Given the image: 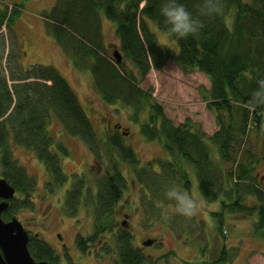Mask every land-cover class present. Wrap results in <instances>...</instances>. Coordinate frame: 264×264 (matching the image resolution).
Listing matches in <instances>:
<instances>
[{"label": "trees", "instance_id": "16d2710c", "mask_svg": "<svg viewBox=\"0 0 264 264\" xmlns=\"http://www.w3.org/2000/svg\"><path fill=\"white\" fill-rule=\"evenodd\" d=\"M164 2L72 0L67 7L57 4L50 16L62 49L68 54L74 50L71 62L75 67L80 68L77 61L89 66L94 86L106 104L123 102L132 106L133 118L139 121L148 113L140 123L141 134L150 142L158 141L166 152L156 168L141 165L138 154L120 134H106L105 138L96 134L77 93L57 68L41 64L25 67L14 47L6 56L8 39L3 26L13 33L10 38L16 39L13 25L21 9L10 8L0 0V159L3 176L19 192L2 215L5 221L17 217L20 210L33 208L31 195L36 185L14 157L13 145L31 150L44 165L46 189L52 191L67 181L61 156H68L69 149L56 142L50 131L52 119L57 118L62 128L79 137L89 151L107 157L108 165L102 178L96 179V189L85 173L75 175L72 186L76 190L67 191L62 207L64 214L74 217L83 203L90 214L92 232L78 234L76 239L83 253L100 240V252L113 259L116 254L115 264H156L152 256L135 246L132 231L118 225L116 206L130 185L126 170L139 187L137 208L143 211L144 226L169 227L170 204L175 202L165 196V190L175 184L189 193L191 174L195 172L203 196L210 202L220 201L221 211L215 214L219 216L221 234L226 215H257L254 234L264 239V180L255 172L258 161L248 147L252 130L264 139V108L250 103L257 80L264 78V0H223L222 14L203 17L200 34L183 39L169 32L160 12ZM178 2L197 14L199 0ZM103 17L116 24L119 50L133 69L125 67V60L111 61L105 56ZM152 23L170 34L178 54L173 56L172 49L160 46ZM84 35L94 40V45L85 43ZM172 58L184 71L196 70L209 77L211 86L201 94L216 116L218 130L213 134L191 119L177 124L150 91L141 88V81L152 69L161 70ZM181 220L186 217L180 215ZM173 221L172 228L179 230L177 219ZM28 247L38 261L57 259L42 239L30 241ZM229 260L228 248L223 245L218 259L205 264H225Z\"/></svg>", "mask_w": 264, "mask_h": 264}, {"label": "rangeland", "instance_id": "374dc122", "mask_svg": "<svg viewBox=\"0 0 264 264\" xmlns=\"http://www.w3.org/2000/svg\"><path fill=\"white\" fill-rule=\"evenodd\" d=\"M71 1L4 0L10 5V8L19 6L21 9L13 25L16 39L10 38L14 36L13 33L5 25L3 26L2 31L8 39L6 56H8L10 48L14 47L25 67L41 64L57 68L77 93L96 134L98 136L99 133L103 132L104 134L106 129L112 133V130L115 131L113 124L120 123L128 135L120 130L117 132L125 144L132 147L138 154L141 165L151 164L157 168L159 158L166 157V152L158 141L150 142L141 134L140 123L148 118V113L141 115L139 121L133 118L135 109L132 106L123 102L116 105L106 104L94 86L92 71L89 66L87 64L81 65L77 61L80 68L75 67L71 62L74 50L72 49L68 54L58 42L54 21L50 16L57 4L67 7ZM101 17L99 16V18ZM80 26L81 24L77 22L79 29ZM115 27L114 22L103 17L101 25L102 42L107 51L105 56L111 61L115 59L114 50L120 49V41ZM151 27L156 33L160 46L164 49H172L173 56L178 54V46L170 34L159 29L153 23ZM85 38V43L94 45V40L88 36ZM12 42H17V45L12 44ZM123 60H125V67L128 70L133 69L131 62L124 56ZM140 86L150 91L154 100L162 105L166 114L177 124L191 119L210 135L218 130L216 116L207 107L201 94V90H207L211 86L209 77L203 72L184 71L178 62L172 58L165 63L161 70L152 69L141 81ZM50 131L56 142L64 143L69 149L68 156H61L63 167L68 176L67 181L57 190L54 189L56 191H50L53 194L43 191L42 188L48 181L44 165L31 150L13 145L14 157L20 161L19 164L25 167L28 175L33 176L36 183L31 195L33 208L20 210L17 217L29 229L35 232L40 231L41 239H45L52 246H55L58 251L61 240L57 234H61L62 241L68 247L65 252L75 264H115L114 261L118 260L116 254L113 255L114 261H110L111 255L101 253L98 250L100 240L93 244L92 249L87 253H83L77 248V235L86 236L92 232L90 214L85 215V212H82L78 216L71 217L61 211L65 196L64 190L72 178H76L75 175L80 173H85L84 177H89L95 186L97 184L96 179H101V175L104 174L99 173L100 167L106 168L108 165L106 154L101 153L97 160H92V154L88 147L79 137L66 132L57 118L52 119ZM248 145L249 150L258 161L255 172L263 181L264 139L252 130ZM53 149L57 151L56 145ZM84 166L86 167L85 172L82 171ZM2 171L3 166L0 159V175ZM124 175L129 179L130 185L116 206V211L120 214L118 225L121 227L124 209L131 213L135 209L129 219L131 230L136 237L135 243L139 245L149 236L158 239L157 243L152 247H147L144 251L146 255L151 254L153 257H157L155 260L150 257L151 261H155L156 264H205L217 260L221 248L225 245L228 248L230 259L225 264H264V239L256 237L254 234V222L257 215L247 218L237 214L226 215L223 222L225 231L221 234L219 216L215 214L221 211L220 201L210 202L203 196L195 172L191 174L192 186L189 191V194L201 205L195 219L192 216L186 217V220L178 221L180 215L175 210V204L172 203L170 204L171 213L168 216L169 227L155 224L150 228L143 225V211L137 208L139 187L129 170L124 171ZM176 219L179 230L172 228L173 220ZM110 242L111 245L115 243V240Z\"/></svg>", "mask_w": 264, "mask_h": 264}, {"label": "clouds", "instance_id": "9594fccd", "mask_svg": "<svg viewBox=\"0 0 264 264\" xmlns=\"http://www.w3.org/2000/svg\"><path fill=\"white\" fill-rule=\"evenodd\" d=\"M197 14L178 2V0H165L160 12L170 33L178 38L198 36L204 27L203 17H213L223 12V0H199ZM257 88L253 91L250 103L254 107L264 108V78L257 80ZM165 196L175 202V210L179 215L192 217L198 213L200 203L187 191L172 184L165 190Z\"/></svg>", "mask_w": 264, "mask_h": 264}, {"label": "water", "instance_id": "95a60500", "mask_svg": "<svg viewBox=\"0 0 264 264\" xmlns=\"http://www.w3.org/2000/svg\"><path fill=\"white\" fill-rule=\"evenodd\" d=\"M114 57L118 62L123 60L119 49L114 50ZM15 194L16 188L6 178L0 177V264H52L33 258L28 247L29 234L18 217L9 221L3 219L2 215ZM153 242L150 240L144 245H152Z\"/></svg>", "mask_w": 264, "mask_h": 264}, {"label": "flooded vegetation", "instance_id": "af4514ba", "mask_svg": "<svg viewBox=\"0 0 264 264\" xmlns=\"http://www.w3.org/2000/svg\"><path fill=\"white\" fill-rule=\"evenodd\" d=\"M113 128L115 129V131H113L112 130V133H111V131H109L108 129H106V130H104V134H103V132L102 133H99L100 135H99V137L101 138V137H103V138H105L104 136L106 135V134H108V135H111V136H115V134H118V132H117V130H120L121 132H123V133H125L126 135H128L127 133H126V131H125V129H124V127H123V125H121L120 123H118V122H116V123H114L113 124ZM60 143H62V142H60ZM63 145H65L64 143H62ZM66 146V145H65ZM67 147V146H66ZM68 148V147H67ZM90 153L92 154V160H97V158H98V156L96 155V153H94V152H92V151H90ZM37 158V157H36ZM38 159V158H37ZM20 162V161H19ZM92 163V162H91ZM92 165V164H91ZM86 169V167L84 166V169L82 170L83 172H85L84 170ZM75 173V172H74ZM74 173H71V175H73ZM99 173L100 174H102V173H105V168H102V167H100V170H99ZM80 174H82V173H80ZM46 175H47V173H46ZM0 177H2V178H5L4 176H3V173H1V175H0ZM76 178H72V180L69 182V184H68V186L65 188V190H64V194H65V196H64V200H63V203H62V207H63V205H64V203H65V201H66V196H67V191L68 190H72V191H74V190H76V188L74 187V185L72 186V182L75 180ZM95 187V186H94ZM42 190L43 191H45V192H50L48 189H46L45 187H43L42 188ZM57 190V189H56ZM56 190H52L53 192L54 191H56ZM82 190L83 191H85L86 190V187H82ZM19 192L17 191V189H16V194H15V197H17V194H18ZM50 193H52V192H50ZM53 194V193H52ZM14 197V198H15ZM1 201V200H0ZM62 212H63V210H61ZM82 212L84 213L85 212V215L87 214V211H86V209H85V207H83V203H80L79 204V209H78V212H77V214H76V216H78V215H80V214H82ZM123 212H124V214H122V216L124 217V219L121 221V224H120V226H123V227H125L127 230L128 229H130L131 230V227H130V223H129V219L132 217V213H134L135 212V209L133 210V212L131 213V212H126V210L124 209L123 210ZM66 215V214H65ZM68 216V215H67ZM29 231H31L30 232V241H32V240H36V239H41V236H40V231H36V232H34L33 230H29ZM132 231V230H131ZM116 232V231H115ZM113 234V233H112ZM132 234H133V240H134V244H136L135 243V240H136V237H135V234H134V232L132 231ZM113 235H115V234H113ZM57 236H58V238H59V240H61V244H60V250L58 251L57 249H56V247L55 246H52L50 243H49V245H50V247L52 248V250L54 251V253H55V255H56V257H57V259L55 260V261H52L53 263H57V264H75L74 263V261L72 260V258L71 257H69L68 256V253H66L65 252V249H68V247H67V245L62 241V236H61V234H57ZM43 241H45L46 243H48L45 239H42ZM150 240H153L154 242H153V244L152 245H144V243L145 242H147V241H150ZM157 241H158V239H157V237H147L145 240H143V241H141V243H139V245H137L136 244V246L138 247V248H141L142 250H143V252L146 250V248L147 247H152L155 243H157ZM103 246V241L100 243V247H102ZM56 250H55V249ZM100 248H98V250H99ZM100 251V250H99ZM96 253H98L97 252V250H96ZM148 256H152L151 254H147ZM72 256V255H71ZM153 257V256H152ZM108 258V257H107ZM157 257H153V259L155 260ZM109 260H110V258H108ZM110 261H114V259L113 258H111V260Z\"/></svg>", "mask_w": 264, "mask_h": 264}, {"label": "bare ground", "instance_id": "6f19581e", "mask_svg": "<svg viewBox=\"0 0 264 264\" xmlns=\"http://www.w3.org/2000/svg\"><path fill=\"white\" fill-rule=\"evenodd\" d=\"M34 206V205H33ZM75 217V216H74ZM23 224V223H22ZM23 226H24V228L27 230V232H28V234H29V242H30V232L31 231H29V230H31V229H29L28 228V226H25L24 224H23ZM35 232V231H34ZM36 240H38V239H36ZM40 240V239H39ZM29 244V243H28ZM35 259V258H34ZM36 260V259H35ZM36 261H38V260H36ZM41 261H46V260H41ZM47 262H50V263H52V264H57V263H53V262H51V261H47Z\"/></svg>", "mask_w": 264, "mask_h": 264}]
</instances>
